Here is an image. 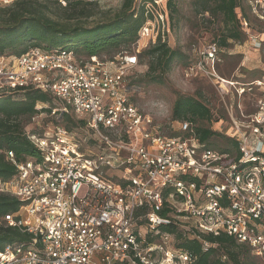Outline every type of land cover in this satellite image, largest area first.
Here are the masks:
<instances>
[{"label":"built area","instance_id":"2783aa9c","mask_svg":"<svg viewBox=\"0 0 264 264\" xmlns=\"http://www.w3.org/2000/svg\"><path fill=\"white\" fill-rule=\"evenodd\" d=\"M166 2L145 5L137 45L164 42L170 32ZM250 5L264 21L258 13L264 0ZM241 26L253 49L264 46V32L252 33L244 20ZM195 52L187 76L206 78L222 99L255 97L254 111L228 105L226 121L211 128L235 141V156L199 143L186 122L178 123L180 136L165 135L131 103L125 81L138 64L136 54L80 59L34 47L0 56V93H47L61 106L50 115L70 113L84 122L79 134L50 124L30 135L38 159L16 162L8 153L17 177L0 180V195L20 207L2 221L30 240L0 249V264H193L175 246L176 233L165 230L170 226L188 240L232 237L264 258V78L242 84L219 76L214 43Z\"/></svg>","mask_w":264,"mask_h":264},{"label":"trees","instance_id":"16d2710c","mask_svg":"<svg viewBox=\"0 0 264 264\" xmlns=\"http://www.w3.org/2000/svg\"><path fill=\"white\" fill-rule=\"evenodd\" d=\"M152 1L122 0L113 18L89 25L84 20L92 15L87 14L85 8L100 3L66 0L63 6L54 0H14L9 5H0V56H20L37 47L45 51H70L76 58H79L76 54H82L85 59L92 56L101 59L102 55L108 56L104 59H113L137 41L138 30L147 18L144 7ZM247 4L251 13L261 21L253 13L250 0ZM166 7L171 30L177 13L175 0H167ZM193 9L198 15L208 14L211 19L220 22L218 42H212L219 52L220 48H226L230 43L246 39L241 20L246 21L249 27L251 25L242 0H193ZM139 57L147 59L145 78L154 84L163 82L175 62L187 60V67L193 62L181 51L161 42L160 38L139 53ZM52 99L49 94L34 89L0 93V180L11 181L17 177L15 166L8 160L9 152L13 153L16 162L38 159L39 153L29 139L36 132H26L25 127L41 114L50 115L52 108L45 105H52ZM37 106L41 109L38 110ZM171 120L188 123L193 135L204 146L211 148V140L220 139L224 144L212 149L232 156L238 154L233 139L203 127L204 124L226 120V116L220 114L215 118L199 97L178 95L172 106ZM52 121L77 134V130L84 125L82 120L70 113L62 114L59 122ZM19 207L20 203L13 197L0 195V249L25 245L30 240L29 235L18 228L6 226L2 221L5 215L17 212ZM165 230L176 233L175 246L187 251L194 260L193 264H255L257 259H263L253 255L246 244H240L226 235L198 234V239L188 240L182 238L174 226ZM205 243L207 247H204Z\"/></svg>","mask_w":264,"mask_h":264},{"label":"rangeland","instance_id":"374dc122","mask_svg":"<svg viewBox=\"0 0 264 264\" xmlns=\"http://www.w3.org/2000/svg\"><path fill=\"white\" fill-rule=\"evenodd\" d=\"M248 0H242L243 7L248 13L252 33L264 32V21L258 20L248 9ZM122 0H107L97 6L87 7L85 11L92 15L84 20L88 25L101 23L113 18L118 13ZM1 7L6 6L0 3ZM177 13L174 17L171 30L164 35V42L171 48L179 50L194 59L195 51L203 45L218 42L221 32V24L217 19H211L208 14L198 15L193 9V0H175ZM263 14V11H259ZM83 21V20H82ZM138 40V39H137ZM246 40V41H244ZM151 44L145 41L133 43L126 51L121 53L136 54L137 66L130 72L125 81V93L132 104L144 114L149 115L156 124L160 125L167 136H180L179 122L171 120V110L178 95L199 97L208 106L215 118L220 114L227 117L228 105L239 106L246 114L254 111L255 97L244 95L241 98L230 94V97H222L212 83L201 76H187V60L175 62L170 72L165 76L161 84L149 83L145 78L147 72V59L140 58L142 53ZM138 50V52H136ZM217 56V74L228 80H237L238 83H249L254 79L264 78V46L258 50L252 48L249 41L244 38L242 42L230 43L226 48H220ZM117 54V55H118ZM80 59H85L82 54H76ZM116 55V56H117ZM115 56V57H116ZM108 58L102 55L101 59ZM52 109H60V104L52 99ZM41 107V106H40ZM61 119V114L55 116L41 114L25 127L26 132L41 133L44 128L53 124L52 120ZM225 122L226 120H221ZM203 127L216 128L215 122L204 124ZM211 148H218L224 144L220 139H212ZM255 264H264L263 259H257Z\"/></svg>","mask_w":264,"mask_h":264}]
</instances>
